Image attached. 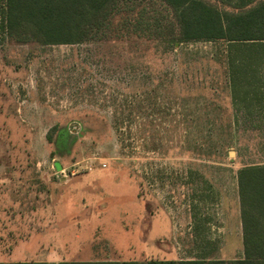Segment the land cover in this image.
Returning a JSON list of instances; mask_svg holds the SVG:
<instances>
[{"label":"rangeland","instance_id":"374dc122","mask_svg":"<svg viewBox=\"0 0 264 264\" xmlns=\"http://www.w3.org/2000/svg\"><path fill=\"white\" fill-rule=\"evenodd\" d=\"M112 11L78 45L0 29V261L242 258L236 174L264 164V128L230 102L223 43L173 47L159 0Z\"/></svg>","mask_w":264,"mask_h":264},{"label":"trees","instance_id":"16d2710c","mask_svg":"<svg viewBox=\"0 0 264 264\" xmlns=\"http://www.w3.org/2000/svg\"><path fill=\"white\" fill-rule=\"evenodd\" d=\"M120 0H0V29L20 44L78 45L105 27L112 29L113 5ZM122 1V0H121ZM127 1V0H123ZM171 9L178 30L173 47L182 43H223V63L232 106L253 118L264 108V0H159ZM122 25L141 35L159 36L143 14L123 11ZM119 15L118 19H120ZM154 28V32L152 29ZM225 61V62H224ZM255 116L260 117V114ZM264 115V114H263ZM243 257L224 260L139 262H58L53 264H264V164L242 167L236 174ZM0 264H51L19 262Z\"/></svg>","mask_w":264,"mask_h":264},{"label":"crops","instance_id":"0c3cea01","mask_svg":"<svg viewBox=\"0 0 264 264\" xmlns=\"http://www.w3.org/2000/svg\"><path fill=\"white\" fill-rule=\"evenodd\" d=\"M264 70V68H263ZM263 82H264V74H263V78H262ZM230 102H231V99H230ZM264 105V103H262ZM252 114L254 115L253 118H248V116H245V119L246 121H251L253 123H258V124H255L253 125L254 127H257V128H264V108H260L258 106V110L257 109H252ZM245 113V112H244ZM254 113H257V114H260V117H257L255 116L256 114ZM246 114V113H245ZM57 166V165H56ZM58 168V166H57ZM9 179V178H8ZM19 180V178H18ZM8 182H10V179L8 180ZM19 183H21V181L19 180L18 181ZM13 183H16V182H13ZM4 184V183H3ZM8 261V260H7ZM19 262H22V261H16V262H13V261H9V262H3V261H0V263H19Z\"/></svg>","mask_w":264,"mask_h":264}]
</instances>
